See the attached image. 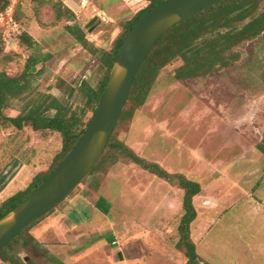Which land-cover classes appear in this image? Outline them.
Masks as SVG:
<instances>
[{"label":"rangeland","instance_id":"374dc122","mask_svg":"<svg viewBox=\"0 0 264 264\" xmlns=\"http://www.w3.org/2000/svg\"><path fill=\"white\" fill-rule=\"evenodd\" d=\"M10 2L8 12L15 15L19 31L28 32L42 52L52 55L36 89L75 106L80 96L76 90L68 97V87L76 88L82 80L96 87L104 69L98 55L84 49L64 26L77 23L89 42L109 49L142 0ZM55 2L72 10L75 19L57 20ZM3 14L0 71L13 76L31 51L19 43L9 14ZM94 16L98 19L85 27ZM261 45L257 39L244 42L237 48L241 57L236 65L184 82L173 79L181 61H172L160 70L130 124L119 131V138L141 157L202 185L194 201L198 216L191 237L204 264H264V157L255 147L264 138ZM17 103L4 115L16 116ZM60 149L57 132L34 131L29 125L18 130L0 121V176L10 177L0 201L24 189ZM181 199L177 187L120 161L99 174L97 190L80 183L31 232L66 264L135 263L132 259L146 241L159 252L149 264H184L181 253L167 259L159 246L178 239Z\"/></svg>","mask_w":264,"mask_h":264},{"label":"trees","instance_id":"16d2710c","mask_svg":"<svg viewBox=\"0 0 264 264\" xmlns=\"http://www.w3.org/2000/svg\"><path fill=\"white\" fill-rule=\"evenodd\" d=\"M32 1L43 2V0ZM161 1L163 0H142L137 8L132 10V17L122 25L121 33L109 49L96 47L89 42L85 30L77 23L64 26L66 33L84 49L90 54L98 55L104 69L98 86L94 87L82 80L76 88L68 87V97H72L76 90L80 96V103L75 106L61 101L47 89L44 91L36 89L37 82L46 71V64L52 55L42 52L39 44L28 32H16L19 43L31 53L19 74L11 76L0 71V121L18 130L29 125L34 131L57 132L61 137V149L56 153L49 167L36 172L24 189L0 201V218L27 197L81 138L95 111L123 39L135 22ZM10 4V0H0V14L4 13ZM62 7L59 2L53 4L56 19L65 18L73 21L74 12L67 7ZM15 11H18L17 5ZM263 35L264 0H227L200 10L169 28L143 61L102 156L76 185L87 183L92 190H97L100 173L120 161H127L180 189L182 213L177 225L178 239L174 247L183 255L184 264H204L191 237V227L198 216L194 199L201 193L202 185L183 173L168 172L159 163L141 157L119 138V131L130 124L135 112L145 104L160 70L169 63L176 59L181 61V65L174 70L172 76L176 81L184 82L209 76L219 69L236 65L241 57L237 48L244 42L257 39L262 41L263 47ZM1 43L0 37V54L2 53ZM37 66L39 68L35 70ZM261 77L264 79V75ZM15 102L19 103L16 107L18 114L4 115V110ZM255 147L264 157V138ZM9 179L7 175L0 176V193L7 186ZM57 206L27 225L2 248L0 251L2 264H66L43 246L31 232V229L44 217L53 213Z\"/></svg>","mask_w":264,"mask_h":264},{"label":"water","instance_id":"95a60500","mask_svg":"<svg viewBox=\"0 0 264 264\" xmlns=\"http://www.w3.org/2000/svg\"><path fill=\"white\" fill-rule=\"evenodd\" d=\"M227 0H163L144 13L120 45L100 99L83 135L51 173L20 203L0 218V251L27 225L57 206L102 156L135 77L156 42L173 25ZM98 16H94L88 27ZM116 37L104 43L107 48ZM122 258V253H118Z\"/></svg>","mask_w":264,"mask_h":264},{"label":"crops","instance_id":"0c3cea01","mask_svg":"<svg viewBox=\"0 0 264 264\" xmlns=\"http://www.w3.org/2000/svg\"><path fill=\"white\" fill-rule=\"evenodd\" d=\"M194 201H195V199H194ZM164 224L166 225V223H164ZM161 242H160V244L159 243L158 244H159L160 248H162L161 254L164 255L165 258H167V259L174 258L176 256V253H180L174 247L175 242L168 243V245L166 244V242L165 243H161ZM145 243L141 244L142 253H140V254L134 253L135 254L134 259H132V260H135V263H130V264H149V262H150L149 259H153L155 257V255H157L159 253L157 250H154L150 247V246H152V241L151 242L146 241ZM147 245H149V246H147Z\"/></svg>","mask_w":264,"mask_h":264},{"label":"built area","instance_id":"2783aa9c","mask_svg":"<svg viewBox=\"0 0 264 264\" xmlns=\"http://www.w3.org/2000/svg\"><path fill=\"white\" fill-rule=\"evenodd\" d=\"M12 9V6H9L8 9L6 10V13L9 14L8 10H11ZM4 18V14H0V19ZM9 22L12 24V29L15 31V32H18L19 29H18V24L17 22L13 19V16L11 14H9ZM115 243V242H114Z\"/></svg>","mask_w":264,"mask_h":264},{"label":"flooded vegetation","instance_id":"af4514ba","mask_svg":"<svg viewBox=\"0 0 264 264\" xmlns=\"http://www.w3.org/2000/svg\"><path fill=\"white\" fill-rule=\"evenodd\" d=\"M263 45H264V35H263Z\"/></svg>","mask_w":264,"mask_h":264}]
</instances>
